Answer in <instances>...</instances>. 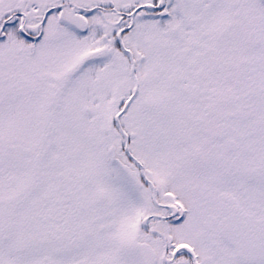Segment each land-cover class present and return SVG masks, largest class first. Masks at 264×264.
<instances>
[{"label":"snow or ice","instance_id":"obj_1","mask_svg":"<svg viewBox=\"0 0 264 264\" xmlns=\"http://www.w3.org/2000/svg\"><path fill=\"white\" fill-rule=\"evenodd\" d=\"M0 264H264V0H0Z\"/></svg>","mask_w":264,"mask_h":264}]
</instances>
